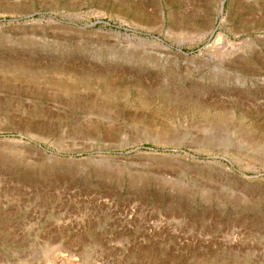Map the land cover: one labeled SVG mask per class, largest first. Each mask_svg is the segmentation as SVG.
<instances>
[{
	"label": "rangeland",
	"instance_id": "rangeland-1",
	"mask_svg": "<svg viewBox=\"0 0 264 264\" xmlns=\"http://www.w3.org/2000/svg\"><path fill=\"white\" fill-rule=\"evenodd\" d=\"M0 264H264V0H0Z\"/></svg>",
	"mask_w": 264,
	"mask_h": 264
}]
</instances>
